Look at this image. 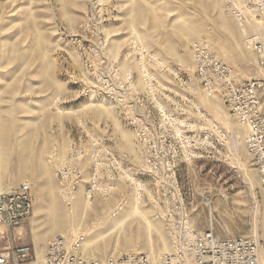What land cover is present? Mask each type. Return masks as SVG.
Here are the masks:
<instances>
[{
    "label": "rangeland",
    "instance_id": "rangeland-1",
    "mask_svg": "<svg viewBox=\"0 0 264 264\" xmlns=\"http://www.w3.org/2000/svg\"><path fill=\"white\" fill-rule=\"evenodd\" d=\"M233 1L0 0V187L33 198L0 252L43 264L81 236L83 264H159L191 228L264 264V188L221 89L264 78L262 23Z\"/></svg>",
    "mask_w": 264,
    "mask_h": 264
},
{
    "label": "built area",
    "instance_id": "built-area-1",
    "mask_svg": "<svg viewBox=\"0 0 264 264\" xmlns=\"http://www.w3.org/2000/svg\"><path fill=\"white\" fill-rule=\"evenodd\" d=\"M234 8H242L262 23L260 35L246 41L259 53L264 70V0H234ZM243 18L237 9H230ZM222 97L236 121L247 128L246 150L252 157L260 184L264 188V78L226 81L221 85ZM33 211V198L28 185L7 191L0 187V238L20 227ZM3 229V230H2ZM173 249L159 264H259L256 245L248 239H219L212 232L199 233L187 228L181 237L173 236ZM82 237L68 244L55 237L45 246L43 264H83L80 259ZM0 264H38L31 245H8L0 252ZM106 264H156L153 257L130 253L109 257Z\"/></svg>",
    "mask_w": 264,
    "mask_h": 264
},
{
    "label": "bare ground",
    "instance_id": "bare-ground-1",
    "mask_svg": "<svg viewBox=\"0 0 264 264\" xmlns=\"http://www.w3.org/2000/svg\"><path fill=\"white\" fill-rule=\"evenodd\" d=\"M3 149H4V148H3ZM3 188H4V187H3ZM162 245L165 246V244H162ZM160 248H161V247H160ZM164 248H166V247H164ZM164 248H163V249H164ZM158 249H159V248H158ZM163 249L161 248L160 250L162 251ZM161 251H160V252H161ZM158 252H159V250H158ZM160 252H159V253H160ZM163 252H164V251H163ZM161 253H162V252H161ZM161 253H160V254H161ZM98 261H99V260H98Z\"/></svg>",
    "mask_w": 264,
    "mask_h": 264
},
{
    "label": "crops",
    "instance_id": "crops-1",
    "mask_svg": "<svg viewBox=\"0 0 264 264\" xmlns=\"http://www.w3.org/2000/svg\"><path fill=\"white\" fill-rule=\"evenodd\" d=\"M30 242H32V241H30ZM33 243V242H32Z\"/></svg>",
    "mask_w": 264,
    "mask_h": 264
}]
</instances>
